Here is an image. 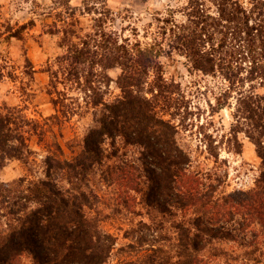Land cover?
<instances>
[{
  "label": "trees",
  "instance_id": "trees-1",
  "mask_svg": "<svg viewBox=\"0 0 264 264\" xmlns=\"http://www.w3.org/2000/svg\"><path fill=\"white\" fill-rule=\"evenodd\" d=\"M158 21L160 38L147 45L121 43L103 19L92 35L64 32L66 54L47 71L50 86L79 91L95 110L94 125L71 159L60 144L49 147L43 178L0 183V264H108L117 238L102 223L121 214L134 220L124 231L122 264H264V0H189ZM174 54L190 73L226 82L213 114L236 97L228 142L239 154L241 134L255 145L261 165L252 189L222 192L223 176L203 169L180 128L163 118L178 109L160 61ZM116 69L115 81L109 72ZM113 82L121 95L108 102ZM30 127L37 133L19 111L0 108V169L26 163L32 152L23 129ZM210 142L207 153L218 163Z\"/></svg>",
  "mask_w": 264,
  "mask_h": 264
},
{
  "label": "rangeland",
  "instance_id": "rangeland-1",
  "mask_svg": "<svg viewBox=\"0 0 264 264\" xmlns=\"http://www.w3.org/2000/svg\"><path fill=\"white\" fill-rule=\"evenodd\" d=\"M188 1L0 0V108L16 109L39 125L37 133L32 127L23 129L32 154L28 155L26 163L8 162L0 169V183L23 177L43 178V162L49 147L60 144L65 158L71 159L81 151L83 140L94 125L95 110L86 106L79 91L64 85H59L57 91L50 86L47 71L50 67L57 70V58L66 54L61 47L64 32L80 37L92 35L96 20L103 19L106 29L115 32L121 43L152 44L160 38L158 19L166 18L171 9L183 10ZM176 18L180 21L183 17L180 14ZM160 61L166 83L177 88L169 96L179 111L174 119L171 113L176 112L175 108L168 114L163 113V118L172 120L180 128L185 144L190 146L203 169L223 176L222 192L230 194L252 189L261 165L255 145L241 134L239 142L243 148L239 154L235 152L237 145L228 142L232 138L231 127L236 124V97H232L229 106L219 114H213L210 107L226 89V82L220 77L190 73L186 59L178 54L161 57ZM120 74L119 69L109 72L115 81ZM153 81L151 78V86ZM120 95L121 91L113 82L106 100L112 102ZM54 99L61 102L58 109L52 104ZM61 111L70 114L64 117ZM57 114L59 122H54L51 118ZM210 140L214 141L213 147L219 148L218 163L207 153ZM133 222L132 216L121 214L113 221L102 223V229L117 238L108 264H122L127 260L128 255L119 254V250L128 244L124 231Z\"/></svg>",
  "mask_w": 264,
  "mask_h": 264
}]
</instances>
